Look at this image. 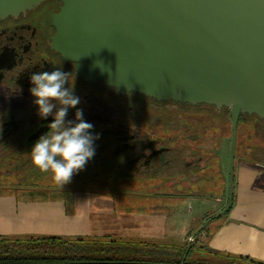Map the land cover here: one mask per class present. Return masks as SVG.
<instances>
[{
    "label": "flooded vegetation",
    "instance_id": "af4514ba",
    "mask_svg": "<svg viewBox=\"0 0 264 264\" xmlns=\"http://www.w3.org/2000/svg\"><path fill=\"white\" fill-rule=\"evenodd\" d=\"M61 4L62 0H45L17 16L0 18V173L13 178L5 186L26 195L46 190L50 196H62L76 205L79 194L106 192L114 184L121 191L145 188L159 193L163 189L167 195L179 192L188 198L191 192L184 190L204 189L215 177L216 192H192L200 193L195 196L199 199L219 201L225 197L219 192L224 185L228 203L229 175L225 178L220 170L218 156L214 174L210 170V149L205 142L214 140L210 130L223 132L222 125L209 127L210 109L134 91L120 92L100 79H86L77 62L65 58L53 45L56 29L51 17ZM56 69L69 74L65 87L80 98L76 107L94 126L93 134H100L94 140V157L62 187L50 171L37 168L30 156L33 144L49 131L48 124L54 119L38 115L30 76ZM75 112L76 108H70L66 119L74 120ZM184 112L198 115L201 121L184 118ZM215 148L219 149L216 142ZM234 178L235 169L232 192Z\"/></svg>",
    "mask_w": 264,
    "mask_h": 264
},
{
    "label": "water",
    "instance_id": "95a60500",
    "mask_svg": "<svg viewBox=\"0 0 264 264\" xmlns=\"http://www.w3.org/2000/svg\"><path fill=\"white\" fill-rule=\"evenodd\" d=\"M45 0H0V18ZM53 45L86 79L157 100L227 107L231 113L229 201L238 122L264 118V0H62Z\"/></svg>",
    "mask_w": 264,
    "mask_h": 264
},
{
    "label": "rangeland",
    "instance_id": "374dc122",
    "mask_svg": "<svg viewBox=\"0 0 264 264\" xmlns=\"http://www.w3.org/2000/svg\"><path fill=\"white\" fill-rule=\"evenodd\" d=\"M180 108V107H179ZM180 110L186 111L184 108H180ZM225 119L220 118H212L210 119L211 125H222L221 133L210 130L212 133L211 138L214 137V140H207L206 145L210 150H214L216 155L220 158V170L223 172L225 178L229 175L230 172V154H231V115L229 110L227 111ZM184 118H188L194 123H199L201 120L196 114H188L186 112L183 113ZM221 116V115H220ZM224 118V117H223ZM198 120V121H197ZM195 130V129H194ZM248 127L242 126L239 127L237 133V144L236 147L240 148V145L244 143V135L248 134ZM210 138V137H209ZM216 144H219V149L216 150ZM215 154L211 155L210 160V170L211 173L215 172L216 166L218 164V157ZM228 174V175H227ZM12 177H7L0 173V196L9 195L10 193H17L15 190H11L5 186L7 183L12 181ZM216 178L214 177L210 181L211 192H216L215 182H213ZM106 185V184H105ZM209 185V184H208ZM104 186V185H103ZM113 186V185H112ZM115 187V188H114ZM119 185L114 184L112 188L107 187L106 192L99 191L98 194H94V200H96V204H98V209L94 208L91 213L90 222H88L93 228H105L107 231H100L99 233H90L93 238H116V239H129V238H143V240H150L153 243H158L160 246L165 247H173V244L184 243L189 240H194V246L191 255L189 256V260L201 261V259L208 258L211 260H235L241 264H249V258L242 259L241 256L236 254H227L221 251H215L209 247H200L201 244H205L208 233L200 234L198 239H194L192 236L193 232L199 227L195 228L199 223V215H198V206L200 203H203L204 206L210 208H218L221 207V203L218 201L210 200L207 201L203 199L200 203L196 199L191 197L187 198L186 201L179 207V210H175V214L171 217V219H166L165 214L171 211L172 208L170 204L175 202L174 198H163V195H150L147 194L148 191L154 193V190H147L145 188H130L126 191H121L117 189ZM205 190L206 187H203ZM194 190H184L189 193L192 191L201 190V188L193 187ZM180 190V189H179ZM182 191V190H180ZM30 195H34L30 197L33 200V205L30 207H25L24 201L19 202V213H15V203L10 201V207L8 211L2 210V206L6 201L3 198L0 199V235H10V236H25V235H46V215L42 207L37 204H42V202L46 201V197L52 195L47 194L46 190L44 191H32ZM160 194L166 192L163 189L158 190ZM226 189H223L221 195L225 196ZM21 194V192H18ZM99 195V197H98ZM162 196V197H161ZM30 200V201H31ZM224 197L222 201H224ZM105 201L104 203L110 205V208H102L100 207V202ZM177 201V200H176ZM29 202V201H27ZM91 203V202H90ZM90 205V204H89ZM70 206V204H69ZM91 207V205H90ZM95 207V206H94ZM73 207H70L72 211ZM107 209V210H106ZM125 212V213H123ZM169 212V213H170ZM117 214V215H115ZM124 214L128 218L137 217V220L129 221L127 218L125 222L123 221H115L113 218L118 216L117 218L123 217ZM190 214L192 217L190 218ZM155 216V217H154ZM188 222L185 219H188ZM218 219H214L211 223L212 226H215L218 222ZM165 222H168L167 227L165 226ZM194 230V231H193ZM89 231V230H88ZM193 231V232H192ZM192 232V234H191ZM98 234V235H96ZM62 235V234H56ZM66 236H74V235H66ZM203 236V237H202ZM147 237V238H145ZM252 260V259H251Z\"/></svg>",
    "mask_w": 264,
    "mask_h": 264
},
{
    "label": "crops",
    "instance_id": "0c3cea01",
    "mask_svg": "<svg viewBox=\"0 0 264 264\" xmlns=\"http://www.w3.org/2000/svg\"><path fill=\"white\" fill-rule=\"evenodd\" d=\"M212 154L216 155L214 150H210V156ZM263 160L264 151L250 155L247 154L245 151L241 150L240 153L236 156L233 202L230 209L226 213L218 217L219 219L215 226H212L211 224L214 219L208 223L210 231L209 233L207 232L208 236L205 242V245H207V247L215 251H221L227 254H236L238 256L247 257L255 261L264 262V164H262L264 162ZM223 186L224 185H221L219 192L221 193L223 192V189H226L224 197L225 200L222 201L221 199L218 201V203L222 202L221 207H219V209H212L210 207L204 206L203 203H200L203 199L195 197L200 193L191 192L190 194H187L189 195V197L196 199L198 203H200V205L198 206V215L200 219L199 223L196 225L195 228L200 226L204 222V220L207 219L209 216L223 209L224 206L227 204V186L226 188ZM207 190L210 191V188H207L206 191ZM200 191L205 192V189H201ZM148 193H150V195L154 194L156 196L163 195V198H166L168 196L170 199H175V202L173 204H170L172 205V208H170L172 212L169 211L170 213L168 212L165 214L166 219H168V217L169 219H171L170 216H172V214L174 215L175 210L178 211L179 207L187 199V197L178 195L179 192H176V194L174 195H167L165 193H152L151 191H148L147 194ZM33 196L34 195H26L14 192L6 196H0V199L3 198V200L6 201L2 206V210L8 211L9 208H11L9 202L13 201L16 206L15 213L17 214L20 212L19 202L24 201V206L30 207L31 205H33V200H31L30 197ZM94 196L96 195L79 194L78 202L76 205L71 204L72 201L68 202L67 199L62 196H47L46 201L42 202V204H37L40 206H44L42 207V209L45 210L43 214L46 215V234L91 236L90 233H99L100 231H107L105 228H93L88 223L90 222V215L92 213V210L94 208L98 209L99 207L98 204L95 203L96 200H94ZM205 200L210 201L209 199ZM104 202L105 201H101L99 203L100 207H111L110 205L105 204L106 202ZM89 204L91 205V207ZM71 206L73 207L72 211L70 210ZM117 217L118 216H115V218H113L116 222H125L126 218L129 221L137 220V217H133L130 219L125 215L123 217ZM189 217L191 218L192 215L190 214ZM185 220L188 222L189 218ZM167 225L168 222H165L166 227ZM205 233L206 232H202L201 234L204 235ZM139 239L143 240V238ZM145 241L152 242L150 240Z\"/></svg>",
    "mask_w": 264,
    "mask_h": 264
},
{
    "label": "trees",
    "instance_id": "16d2710c",
    "mask_svg": "<svg viewBox=\"0 0 264 264\" xmlns=\"http://www.w3.org/2000/svg\"><path fill=\"white\" fill-rule=\"evenodd\" d=\"M197 106L210 109V116L213 119L225 118L228 115L227 107L217 111L213 105L202 103ZM242 126L248 127V134L244 135V143L240 145V148L236 147V156L241 150L250 155L264 151V118L256 114H242L238 129ZM209 231V225H207L198 237L202 232L209 233ZM193 246L194 240L173 244V247H165L140 239L54 234L0 235V264H241L235 260L208 258L201 261L189 260ZM200 247H207V245L201 244ZM241 258L247 257L241 256ZM249 261V264H264L251 259Z\"/></svg>",
    "mask_w": 264,
    "mask_h": 264
},
{
    "label": "clouds",
    "instance_id": "9594fccd",
    "mask_svg": "<svg viewBox=\"0 0 264 264\" xmlns=\"http://www.w3.org/2000/svg\"><path fill=\"white\" fill-rule=\"evenodd\" d=\"M68 75L56 69L30 76V92L36 98L38 115L42 119L54 118L48 124L49 131L33 144L30 156L33 164L42 172L50 171L61 187L94 157V140L100 135L93 134L94 126L83 119V110L76 107L80 98L73 95L72 88L65 87ZM70 108H76L74 120L66 119Z\"/></svg>",
    "mask_w": 264,
    "mask_h": 264
}]
</instances>
